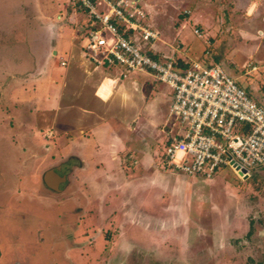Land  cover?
I'll list each match as a JSON object with an SVG mask.
<instances>
[{"label": "rangeland", "instance_id": "rangeland-1", "mask_svg": "<svg viewBox=\"0 0 264 264\" xmlns=\"http://www.w3.org/2000/svg\"><path fill=\"white\" fill-rule=\"evenodd\" d=\"M149 1L155 11L151 25L172 43L179 44L181 39L196 54L206 46V42L202 44L206 32L212 42L206 46L211 56L219 58L230 76L238 77L237 83L250 98L264 101V38L246 40L240 33L241 27L249 29L255 21L244 0ZM63 2L68 3L66 15L71 7L79 12L74 33L83 52L79 40L85 28L79 5L72 0H49L40 6L56 10ZM30 7L29 2L0 0V85L7 81L3 87L14 88V96L10 92L0 95L1 255L21 259L22 264H126L123 259L128 257L141 258L142 264H206V249H210L216 253L214 264H234L226 252L220 254L222 240L230 224L242 239L251 217L257 220L259 231L256 259L264 260V165L249 168V175L241 179L229 166L220 167L211 177L168 171L161 164L166 128L171 126L166 120L171 97L164 83L142 75L143 81L152 84L144 89L147 98L135 123L136 132L145 135V150L141 138L127 131L115 112L110 123L117 154L112 148H102L95 157L101 165H95L98 168L93 172L80 171L71 150L59 148L53 132L48 136L40 131L48 125L45 119L51 116L47 109L56 106L59 86H48L53 98L45 97L43 90L27 98L24 92H17V77H9L24 60L23 43L15 42L16 37L29 36L34 29L31 20L23 18ZM201 7L207 19L205 25L198 24L203 29L201 36L191 34L192 24H188L187 32L173 41L179 14ZM136 40L142 49L147 45ZM256 43L259 48L252 61L257 70L245 75L249 46ZM51 60L53 71L63 70L57 55ZM138 75L132 74L134 78ZM86 153L81 154L87 158ZM114 154L121 165L108 159ZM46 170H60L65 175L60 190L44 184ZM207 215L211 217L208 222ZM207 226L210 241L205 237ZM5 243L12 248L6 250ZM241 247L249 255L245 242ZM111 253L113 259L109 260Z\"/></svg>", "mask_w": 264, "mask_h": 264}, {"label": "crops", "instance_id": "crops-1", "mask_svg": "<svg viewBox=\"0 0 264 264\" xmlns=\"http://www.w3.org/2000/svg\"><path fill=\"white\" fill-rule=\"evenodd\" d=\"M48 1L49 0H20L22 5H25L27 2L31 5L30 13H25L26 11L24 10L23 18L25 20L30 19L34 29L29 36L16 37L15 42L23 43L24 60L19 61V64L15 65L16 69L10 71V74L7 72L11 78L17 77V92H24V96L27 98H30V96L36 93L39 94V90H43L44 96L48 99L50 97L53 98V94L51 96L49 94L50 91L48 90V86H51L53 83H56L57 87L59 86V91L57 90L54 96V103H56V106L47 109V112L51 116L47 120L45 119L48 125L46 128H41L40 131L44 130L43 132L48 134V136L53 132L59 148L62 147L65 150L70 149L72 155L78 160L80 171L87 170L88 172H93V169L95 170L98 168H95V165H101L95 161V157L103 151L102 148H112L114 149L113 153L117 154V150L115 151L116 145L112 142V135L114 134H112V124L110 123V119L115 116V112L121 115V118L120 116H118V118H120L119 122H122V126L127 131L141 138L143 141V150H145V135L141 133L140 130L136 132L135 123L142 105L145 104L147 98V95L144 94V89L146 87L151 88L152 84L149 83V81H143L144 78L142 75L150 77L153 82L158 80H155L148 72L139 71L125 73L121 66H100L92 64L85 57L83 52L79 50V45L75 43L76 35L74 32L79 12L71 7L66 15L65 10L68 4L66 2L59 4L56 10H48L45 8L47 6L44 8L40 6L42 3L47 4ZM244 1V5H248H246L248 7L247 10L253 14L255 21L249 29L241 27L240 33L246 40L257 36L264 38V15H262L264 13V0ZM140 2L145 14L144 21L150 28L158 33V38L152 40L145 46L146 50L152 49V51L158 54V57L173 55L181 64L189 63L192 60H203L207 63L215 62L220 65L219 58L215 55L214 57L211 56V52H209L206 47L210 45V43L212 44L206 32L202 37V44L204 45L206 42V46H203V48L199 50V53L196 54L184 47L181 39H179V44L178 42L172 43L171 38H166L158 27L153 26V24L151 25V18H153L151 13H155L154 7L149 0H140ZM202 11V7L196 9V11H192V9L189 8L185 10L184 13L179 14L180 19L174 22L176 27L172 36V38H174L173 41H176L184 32H187L186 29L188 24H192L191 34H195L193 32L194 27L200 29L198 24L205 25L207 23V19L204 16L205 14L204 12L202 13ZM82 15L84 17L82 25L83 28H85L86 16L83 11ZM147 20L150 23L147 22ZM200 31L202 33L203 29ZM201 33L198 35L199 37ZM170 39L171 43L168 41ZM80 42L81 35L79 44ZM258 48L259 46L257 43L252 47L249 46V54L245 63V75L257 70V65H255L252 60ZM190 52L193 53L192 56ZM65 54H69L70 57L65 58ZM206 54L209 56V58H206L209 59V61L204 59ZM56 55L59 58V66L63 67V70L53 71L50 67L51 59ZM61 61H63V63H61ZM247 64L255 65V69H250ZM132 74L139 75L134 78ZM232 77L235 79L238 78L236 76ZM7 83L8 82L5 81L0 85V95L10 92V94L14 96V88L8 87L6 89L3 87ZM165 86L170 92L167 85ZM260 100L261 102L255 101L264 107L263 99L261 98ZM49 105L50 103H47L46 106ZM131 122L133 123L131 124ZM67 123H71L72 126ZM83 151H87V158L81 154ZM126 152L132 154L130 151H125V153ZM115 154L113 157H108V159H112L116 161L115 164L121 165L117 161L119 159L117 156L115 157ZM122 154L123 152L120 155L122 156ZM165 170L168 169L166 168ZM168 171L171 172L172 170L169 169ZM58 172L61 171L59 170ZM177 174H179V172H177ZM91 178L89 180H91ZM208 216L209 215H207V217ZM215 249L217 250V247ZM0 258H3V254Z\"/></svg>", "mask_w": 264, "mask_h": 264}, {"label": "built area", "instance_id": "built-area-1", "mask_svg": "<svg viewBox=\"0 0 264 264\" xmlns=\"http://www.w3.org/2000/svg\"><path fill=\"white\" fill-rule=\"evenodd\" d=\"M73 2L86 15L81 49L92 64L148 72L170 89L163 165L205 177L229 166L239 178L264 165V107L223 67L203 60L181 64L173 55L152 57L142 49L136 38L148 44L158 33L144 21L140 0ZM193 32L201 33L197 27Z\"/></svg>", "mask_w": 264, "mask_h": 264}, {"label": "flooded vegetation", "instance_id": "flooded-vegetation-1", "mask_svg": "<svg viewBox=\"0 0 264 264\" xmlns=\"http://www.w3.org/2000/svg\"><path fill=\"white\" fill-rule=\"evenodd\" d=\"M65 181V178H64ZM208 220L205 219L207 222L209 220H211V217L208 216ZM230 229L229 232H227V235L223 238L224 240L222 241V245H223V250L220 253L221 255H225L227 253L228 255V259L230 260L231 263H237L240 262L242 264H264V260H257L256 259V252H257V245H256V241H257V237H258V228H257V220L253 219V218H248L246 221V227H245V231L243 232V236L242 239H238L239 236H236V229L234 227V225H229ZM206 235L205 237H207V239L210 241V233H209V227L206 229ZM230 233V234H229ZM108 235V232H105V236ZM210 235V236H209ZM222 239V238H221ZM244 239V241H243ZM109 242V240H108ZM108 242L106 244H108ZM245 242V244H247V248L249 249V255H244V251H242V247H241V243ZM6 244V250H10L12 247L9 246L7 247V243ZM264 244V241H263ZM264 246V245H263ZM222 247V246H221ZM11 251H6L5 255H7V253H11ZM226 252V253H225ZM206 253H207V259H205L206 264H214L215 263V259L214 256L216 255L215 252H212L210 249H206ZM243 256V258H242ZM0 257H1V251H0ZM6 256H3V258H0V264H22L21 259H16V258H4ZM112 253L109 257V260H112ZM141 258H132V257H128L126 259H123V262H126V264H142L143 261H141ZM43 264V263H42Z\"/></svg>", "mask_w": 264, "mask_h": 264}, {"label": "water", "instance_id": "water-1", "mask_svg": "<svg viewBox=\"0 0 264 264\" xmlns=\"http://www.w3.org/2000/svg\"><path fill=\"white\" fill-rule=\"evenodd\" d=\"M246 175H244L245 178ZM64 174L61 172H58V170H52V171H46L43 176V180L45 184L54 190H60L62 186L64 185ZM261 234L264 237V231H261Z\"/></svg>", "mask_w": 264, "mask_h": 264}, {"label": "trees", "instance_id": "trees-1", "mask_svg": "<svg viewBox=\"0 0 264 264\" xmlns=\"http://www.w3.org/2000/svg\"><path fill=\"white\" fill-rule=\"evenodd\" d=\"M152 57H158V54L152 51V49H147L146 50Z\"/></svg>", "mask_w": 264, "mask_h": 264}]
</instances>
